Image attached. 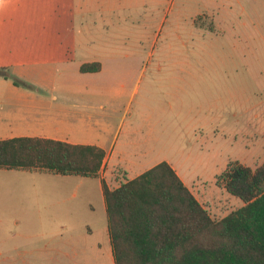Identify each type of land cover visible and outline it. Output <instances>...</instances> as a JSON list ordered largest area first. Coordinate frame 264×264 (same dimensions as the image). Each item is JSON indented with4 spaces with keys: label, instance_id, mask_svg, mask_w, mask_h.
Wrapping results in <instances>:
<instances>
[{
    "label": "rangeland",
    "instance_id": "obj_1",
    "mask_svg": "<svg viewBox=\"0 0 264 264\" xmlns=\"http://www.w3.org/2000/svg\"><path fill=\"white\" fill-rule=\"evenodd\" d=\"M63 6L0 0V70L18 85L54 83L41 93L61 119L127 144L146 168L168 162L221 220L231 205L221 175L264 164V0ZM92 61L104 70L81 73ZM129 176L116 171L110 187ZM0 264H115L99 180L0 170Z\"/></svg>",
    "mask_w": 264,
    "mask_h": 264
},
{
    "label": "trees",
    "instance_id": "obj_2",
    "mask_svg": "<svg viewBox=\"0 0 264 264\" xmlns=\"http://www.w3.org/2000/svg\"><path fill=\"white\" fill-rule=\"evenodd\" d=\"M100 63L82 73H98ZM0 76L6 77L0 70ZM106 152L95 145L21 137L0 141V169L99 178ZM245 204L214 220L176 170L161 162L111 190L102 181L115 264H264V164L236 161L219 178Z\"/></svg>",
    "mask_w": 264,
    "mask_h": 264
},
{
    "label": "crops",
    "instance_id": "obj_3",
    "mask_svg": "<svg viewBox=\"0 0 264 264\" xmlns=\"http://www.w3.org/2000/svg\"><path fill=\"white\" fill-rule=\"evenodd\" d=\"M56 1L49 0L50 10L55 9ZM130 1L132 0H61L63 7L76 5V11L81 14L92 11H107L110 14H114L121 6H126ZM1 13L2 8H0ZM7 49L8 47L3 42V39L0 38V59ZM92 63H100L102 66L100 72L104 70V64L98 61L84 64ZM1 65L0 62V67ZM55 88L56 85L54 83L46 82H36L24 86L18 85L6 77L0 76V141L21 137H38L74 145L98 146L106 152L100 177L96 178L100 182L101 190L102 181H105L108 187L113 190L110 187V179L115 176L116 171H130L129 181H131L151 169L146 168L145 161L140 159L139 155L130 154L127 144L122 149L117 148L114 142L110 144L109 138L100 129L92 127V129L88 130H78L72 126L70 121L61 119V115L66 112L65 108L55 105L53 100H47L44 94L41 93L44 90L53 91ZM173 168L175 169V167ZM225 194H227L225 200L231 205H228L229 211L223 218L245 206L243 201L233 206L232 197L227 192ZM196 198L198 199V197ZM198 200L202 205L207 204L205 199L202 202L200 199ZM226 209L224 208V211Z\"/></svg>",
    "mask_w": 264,
    "mask_h": 264
}]
</instances>
